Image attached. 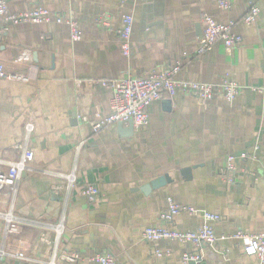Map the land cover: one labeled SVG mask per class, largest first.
I'll return each instance as SVG.
<instances>
[{
  "label": "crops",
  "instance_id": "1",
  "mask_svg": "<svg viewBox=\"0 0 264 264\" xmlns=\"http://www.w3.org/2000/svg\"><path fill=\"white\" fill-rule=\"evenodd\" d=\"M4 1L12 13L42 6L54 16L72 18L82 36L72 43L68 27L53 23L3 32L0 21V64L9 74L0 79L1 161L18 158L16 146L25 138L27 124L33 125L28 145L32 171L17 192L0 188V214L30 224L0 218V239L5 232L8 252L0 264H26L17 245L34 258L55 257L57 264H75L62 260L63 255L84 259L106 252L116 264H181V255L192 247L141 240L146 227L158 225L168 196L220 216L213 224L215 248L198 249L208 264H259L243 254L242 241L227 237L238 231L264 232V96L245 90L228 104L221 99L202 103L178 93L147 108L144 132L124 137L117 125L98 134L91 128L108 114L112 96L98 82L128 72L143 77L179 66V81L228 79L241 87H264V9L254 25L241 22L256 0H230L229 12L219 10L217 0ZM203 14L218 23L235 21L241 45L229 50L219 41L197 55ZM125 15L133 19L129 60L122 56L117 36ZM256 144L258 159L242 162L241 154L252 155ZM228 156L235 160L230 184L220 173ZM71 174L75 184L69 191ZM160 177L165 186L141 191ZM87 185L99 191L95 202L82 195ZM58 223L64 232L56 240L45 224ZM202 223L200 215L181 213L169 227L194 231ZM153 249L171 256L158 259Z\"/></svg>",
  "mask_w": 264,
  "mask_h": 264
},
{
  "label": "built area",
  "instance_id": "2",
  "mask_svg": "<svg viewBox=\"0 0 264 264\" xmlns=\"http://www.w3.org/2000/svg\"><path fill=\"white\" fill-rule=\"evenodd\" d=\"M71 1V0H68ZM248 7L247 13L241 18V22L245 26L254 25L260 16L261 10L264 9V0H256ZM217 8L223 12H229L232 9L230 0H217ZM0 21L2 22V31L6 32L10 27L18 25H45V24H63L68 27L69 37L72 43L81 40V31L78 22L72 18H62L52 15L47 9L42 6L25 10L19 13L9 11L8 5L4 0H0ZM202 36L196 51L197 55H202L210 49L216 42H222L226 49H234L241 45L242 38L234 32L235 21H227L226 23H218L213 17L203 14L201 16ZM133 19L130 15H125L122 18L121 28L117 31L118 43L122 56L129 60L131 57V36H132ZM179 66L163 71L159 74L146 75L143 77H134L129 72L125 77L113 81H100L98 85L101 88L111 89L112 96L109 102L108 114L104 117H98L91 128L94 134H98L104 129L112 125L122 124L126 126L129 122L132 123L133 129L136 132H144L149 127V118L147 108L155 101L161 99L162 96H167L169 99L174 98L178 93L185 94L202 103L213 102L221 99L224 102L231 104L245 90L250 93L264 96V87L250 86L241 87L236 82L223 79L219 83H204L198 81H179L175 79V75L179 71ZM9 74L0 64V79H8ZM86 122V119H81ZM33 131V125L27 124L25 128V138L16 146L18 150V158L15 161L5 163L0 160V188L17 192L23 176L32 171L29 165V140ZM259 150V145H255L252 150V155L242 153L240 158L242 162L251 159L255 161L256 152ZM255 153V154H254ZM264 159V154L261 155ZM234 157L228 156L225 161L224 168L220 171L226 184L232 182L231 172H234ZM68 190L70 191L75 184L73 174L67 177ZM56 193L57 189H53ZM82 195L89 201L95 202L99 191L92 185H87L82 190ZM66 201V198L63 199ZM181 213L189 216L200 215L203 223L194 231H179L170 228L174 219ZM6 223L14 222L18 224H30L29 221H24L12 216L11 213L2 215ZM219 215L207 211H200L194 207L183 206L178 204L171 196L166 198L165 209L158 215V225L146 227L141 233V240L156 244L160 241L170 243H179L193 248V250L185 251L180 257L181 264H208L207 261L200 255L199 247L206 245L210 248H215L218 239L213 230V224L220 222ZM40 222H32L38 224ZM45 227L53 233L55 239H59L64 232L62 223L56 225L45 224ZM0 239V258L7 256L8 252L4 248L5 232H2ZM227 239L242 241V251L247 257H254L259 264H264V232L258 234L246 235L241 231L228 236ZM20 253V259L26 264H57L56 258L51 257L48 260H41L30 256L27 248L17 245ZM154 257L160 259H168L171 256L169 251L161 252L153 249ZM221 255L225 258L226 252L221 251ZM222 257V258H223ZM62 260L68 263H80L87 261L96 264H116L114 256L110 253H95L91 257L82 258L78 254L63 255ZM223 258V259H224Z\"/></svg>",
  "mask_w": 264,
  "mask_h": 264
},
{
  "label": "water",
  "instance_id": "3",
  "mask_svg": "<svg viewBox=\"0 0 264 264\" xmlns=\"http://www.w3.org/2000/svg\"><path fill=\"white\" fill-rule=\"evenodd\" d=\"M117 129L118 132L121 134H124V137H128L131 136L134 133V129L132 126V123L129 122L126 126L122 125V124H117ZM169 181V183H171V180L167 179V182ZM166 185V180L164 177H160L152 182H150L149 184L145 185L142 188V192L144 194H148L152 191H156L158 189H160L161 187Z\"/></svg>",
  "mask_w": 264,
  "mask_h": 264
}]
</instances>
